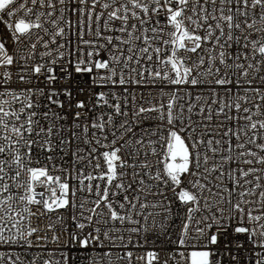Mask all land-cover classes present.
Returning <instances> with one entry per match:
<instances>
[{
    "label": "snow or ice",
    "instance_id": "snow-or-ice-1",
    "mask_svg": "<svg viewBox=\"0 0 264 264\" xmlns=\"http://www.w3.org/2000/svg\"><path fill=\"white\" fill-rule=\"evenodd\" d=\"M0 24V264H264V0H0Z\"/></svg>",
    "mask_w": 264,
    "mask_h": 264
},
{
    "label": "built area",
    "instance_id": "built-area-1",
    "mask_svg": "<svg viewBox=\"0 0 264 264\" xmlns=\"http://www.w3.org/2000/svg\"><path fill=\"white\" fill-rule=\"evenodd\" d=\"M4 26L2 24H0V35H2L4 33ZM81 79V85H83L84 80L87 79V77L84 78H79ZM98 91V89H97ZM104 111H107V109H104ZM92 114L90 113L89 116H91ZM75 150V145H73L72 149L69 150L68 155L63 157L62 163L64 167H69L71 165V151ZM39 160L41 161V163H45V157L44 155H40ZM57 161L61 162V155L58 153L57 154ZM65 215H68V213L66 212ZM179 226V222H177L176 227L178 228ZM173 233H175V229H173ZM155 240V237L153 236H149V243L147 245H145L144 248H140L137 249L136 252L137 254H143L144 252L148 251V250H153V248H155V250L159 251L161 253V257L162 258H166V253L168 251H170L171 249L169 248V246L164 243V244H160L159 241H156V244H153L152 241ZM156 245H160L159 247H156ZM50 248H54L55 246L50 245ZM3 250V249H0ZM37 250L33 249L30 252L27 253V255L29 257H31L32 255L36 254ZM89 253L87 252H81V251H76L73 253V256L76 258V264H84L83 260L81 259V257L88 255Z\"/></svg>",
    "mask_w": 264,
    "mask_h": 264
}]
</instances>
